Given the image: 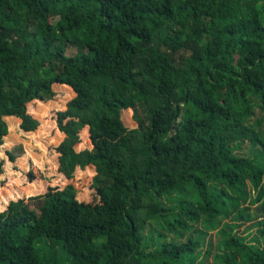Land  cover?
Returning <instances> with one entry per match:
<instances>
[{"label": "trees", "instance_id": "obj_1", "mask_svg": "<svg viewBox=\"0 0 264 264\" xmlns=\"http://www.w3.org/2000/svg\"><path fill=\"white\" fill-rule=\"evenodd\" d=\"M257 109L264 0H0V264H264Z\"/></svg>", "mask_w": 264, "mask_h": 264}, {"label": "rangeland", "instance_id": "obj_2", "mask_svg": "<svg viewBox=\"0 0 264 264\" xmlns=\"http://www.w3.org/2000/svg\"><path fill=\"white\" fill-rule=\"evenodd\" d=\"M75 53H76L75 48H70L68 50V54H70V55H74ZM257 117L264 118V114H262V112H260L259 109H257V114L255 115V118H257ZM9 124H10L11 129L15 127V130L9 134V136H8L9 138L7 137L9 139V141H7V139H6L5 144L7 146H9V145L11 146L12 144H15L16 141H20L21 143L25 144L26 150L28 152V157H30V159H32L41 169H44L45 165H46V154L44 153V151H42L40 149L39 145L34 144L32 142V140H30L29 138H26L19 130L16 131V127H17L16 124L17 123H15V126L13 127V125H11L12 124L11 121L9 120ZM263 128H264V124H263ZM253 152L251 151V149L247 143L243 144L242 149L240 151L241 154L250 155V157L254 156ZM12 175H13L12 171L7 173V176L11 177ZM164 202L166 204L165 200H164ZM225 220H227V219H225ZM222 222H223V220H222ZM225 222H229V220H227ZM220 223H221V221H220ZM195 229L198 230L199 226L197 225ZM147 230L148 229H146V231L144 232V235L146 234ZM200 230H201V228H200ZM243 230H244V227H240L239 228V234L242 233ZM216 232H217V229H215L214 231H209V230L204 231L205 235H203L202 239H201L202 245H204L205 242H207L209 240H210L212 245H215L216 240H217L216 239ZM202 264H211V257H209L208 260L205 261L204 263L202 262Z\"/></svg>", "mask_w": 264, "mask_h": 264}, {"label": "clouds", "instance_id": "obj_3", "mask_svg": "<svg viewBox=\"0 0 264 264\" xmlns=\"http://www.w3.org/2000/svg\"><path fill=\"white\" fill-rule=\"evenodd\" d=\"M0 211H3V209H2V208H0Z\"/></svg>", "mask_w": 264, "mask_h": 264}]
</instances>
